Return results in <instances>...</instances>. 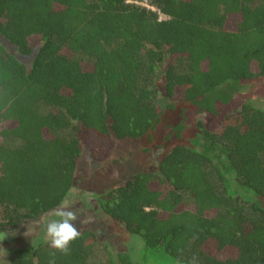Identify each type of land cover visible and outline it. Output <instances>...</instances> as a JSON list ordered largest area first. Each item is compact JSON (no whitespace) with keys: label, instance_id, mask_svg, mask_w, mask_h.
<instances>
[{"label":"trees","instance_id":"trees-1","mask_svg":"<svg viewBox=\"0 0 264 264\" xmlns=\"http://www.w3.org/2000/svg\"><path fill=\"white\" fill-rule=\"evenodd\" d=\"M143 1L0 0V35L20 56L38 48L27 65L0 43V232L67 199L79 132L96 161L150 137L160 89L177 114L165 141L204 115L194 145L100 192V208L178 262L264 264V108L237 97L264 78V0ZM79 232L68 254L40 241L0 264H135Z\"/></svg>","mask_w":264,"mask_h":264},{"label":"rangeland","instance_id":"rangeland-1","mask_svg":"<svg viewBox=\"0 0 264 264\" xmlns=\"http://www.w3.org/2000/svg\"><path fill=\"white\" fill-rule=\"evenodd\" d=\"M0 43L11 53L19 55L11 46L2 43L1 40ZM23 61L27 65L30 64V60L24 58ZM157 97L161 121L152 135L138 140L113 139L111 152L104 161H96L90 156L79 132L81 155L77 160L76 180L63 204L79 212L76 222L78 230L85 225L90 226L109 250L129 254L135 264L143 262L144 264H185L163 254L158 249H145L140 237L130 234L121 223L102 211L96 197L102 191L125 183L135 173L157 172L160 160L173 144L194 145L193 140L198 134L194 124L204 118V115L194 116L193 124L183 131L182 139L175 142L165 141L164 137L177 121V114L175 110L169 108V100L160 89ZM237 97L241 101L252 100L255 105L264 108V78L249 84L237 94ZM53 213L54 210L33 222L2 230L0 234L5 238L0 239V261H5L17 245L36 246L40 241L49 243L45 225L49 219L55 218ZM2 215L3 210L0 207V220Z\"/></svg>","mask_w":264,"mask_h":264},{"label":"clouds","instance_id":"clouds-1","mask_svg":"<svg viewBox=\"0 0 264 264\" xmlns=\"http://www.w3.org/2000/svg\"><path fill=\"white\" fill-rule=\"evenodd\" d=\"M55 218L49 219L45 225L46 237L50 246L63 254L70 252V245L79 238L80 232L76 222L79 218V212L61 203L53 213ZM0 234V239H4ZM53 257L55 253L52 254ZM196 258L193 257L189 264H193ZM49 264H55V260H50Z\"/></svg>","mask_w":264,"mask_h":264},{"label":"water","instance_id":"water-1","mask_svg":"<svg viewBox=\"0 0 264 264\" xmlns=\"http://www.w3.org/2000/svg\"><path fill=\"white\" fill-rule=\"evenodd\" d=\"M0 40H1L2 43L6 44L7 46H11L15 50H17V48L9 40H7L6 38H4L2 35H0ZM37 50H38V48H35L34 51L32 52V54L27 55V56H19V55H15V56H16V58L18 60H20L22 62H25V61H23L24 58L27 59V60H30V62H31V61H33L35 59Z\"/></svg>","mask_w":264,"mask_h":264},{"label":"built area","instance_id":"built-area-1","mask_svg":"<svg viewBox=\"0 0 264 264\" xmlns=\"http://www.w3.org/2000/svg\"><path fill=\"white\" fill-rule=\"evenodd\" d=\"M141 4H143V5H145V6H147V7H149V8H152L151 6H149L148 4H147V1L146 0H144L143 2H140Z\"/></svg>","mask_w":264,"mask_h":264}]
</instances>
